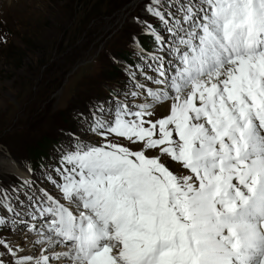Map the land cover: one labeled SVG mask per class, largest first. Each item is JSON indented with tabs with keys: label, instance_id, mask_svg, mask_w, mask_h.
Here are the masks:
<instances>
[{
	"label": "snow or ice",
	"instance_id": "snow-or-ice-1",
	"mask_svg": "<svg viewBox=\"0 0 264 264\" xmlns=\"http://www.w3.org/2000/svg\"><path fill=\"white\" fill-rule=\"evenodd\" d=\"M130 7L106 95L0 183V264H264V0Z\"/></svg>",
	"mask_w": 264,
	"mask_h": 264
},
{
	"label": "rangeland",
	"instance_id": "rangeland-1",
	"mask_svg": "<svg viewBox=\"0 0 264 264\" xmlns=\"http://www.w3.org/2000/svg\"><path fill=\"white\" fill-rule=\"evenodd\" d=\"M14 2H0V35L8 34L7 43H0V183L5 186L16 182L19 169L28 175L29 162L37 167L50 159L59 130L76 127L75 114L86 101L106 95V83L120 75L109 54H126L127 19L136 11L130 0ZM41 151L42 157H34Z\"/></svg>",
	"mask_w": 264,
	"mask_h": 264
},
{
	"label": "trees",
	"instance_id": "trees-1",
	"mask_svg": "<svg viewBox=\"0 0 264 264\" xmlns=\"http://www.w3.org/2000/svg\"><path fill=\"white\" fill-rule=\"evenodd\" d=\"M130 1H131V0H130ZM142 39L144 40L143 43H144L145 48H149L148 46L150 45L151 40H150L148 37H142ZM147 40H148V41L150 40V43H149V44H147ZM43 148H44V147H43ZM44 154H45V152H44V151H41L40 153L35 154L34 157H37V156H41V157H42Z\"/></svg>",
	"mask_w": 264,
	"mask_h": 264
},
{
	"label": "bare ground",
	"instance_id": "bare-ground-1",
	"mask_svg": "<svg viewBox=\"0 0 264 264\" xmlns=\"http://www.w3.org/2000/svg\"><path fill=\"white\" fill-rule=\"evenodd\" d=\"M1 1H2V0H1ZM1 1H0V2H1ZM8 1H9V0H8ZM16 1H18V0H15V2H16ZM15 2H14V3H15ZM5 5H6V6H10L9 4L7 5L6 3H5ZM0 19H1V18H0ZM0 113H1V112H0ZM15 168H17L16 165H15ZM17 173H18V174H17L18 176L24 175V171L21 170V169H19V170L17 171Z\"/></svg>",
	"mask_w": 264,
	"mask_h": 264
}]
</instances>
